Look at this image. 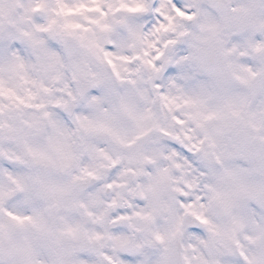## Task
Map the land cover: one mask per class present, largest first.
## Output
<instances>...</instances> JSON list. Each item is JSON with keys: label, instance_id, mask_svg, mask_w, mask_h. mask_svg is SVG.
Returning <instances> with one entry per match:
<instances>
[{"label": "clouds", "instance_id": "clouds-1", "mask_svg": "<svg viewBox=\"0 0 264 264\" xmlns=\"http://www.w3.org/2000/svg\"><path fill=\"white\" fill-rule=\"evenodd\" d=\"M0 193V264H264V0H0Z\"/></svg>", "mask_w": 264, "mask_h": 264}, {"label": "snow or ice", "instance_id": "snow-or-ice-1", "mask_svg": "<svg viewBox=\"0 0 264 264\" xmlns=\"http://www.w3.org/2000/svg\"><path fill=\"white\" fill-rule=\"evenodd\" d=\"M37 7H40V6L37 5ZM141 7H142V5L137 4V5L135 6V8H133V9H131V10L134 11V10H136V9H138V8H141ZM69 11H71V9H69ZM177 11L180 13V15H184L183 12H180V10H179L178 7H177ZM235 154L245 156L246 158H248V156H249V154L247 153V151L245 150V148H244L243 146H239V147H238V150H237V152H236ZM5 195H7V194H6V193H0V199H2ZM8 215H9V216H12V217H13L14 219H16V220H21V219H23V218H21V217L14 216V214H13L12 212H8Z\"/></svg>", "mask_w": 264, "mask_h": 264}]
</instances>
